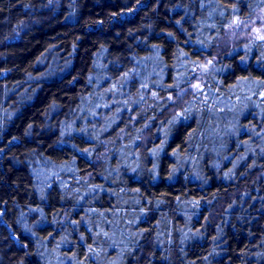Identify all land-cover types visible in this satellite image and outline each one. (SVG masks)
I'll return each instance as SVG.
<instances>
[{
	"label": "trees",
	"instance_id": "trees-1",
	"mask_svg": "<svg viewBox=\"0 0 264 264\" xmlns=\"http://www.w3.org/2000/svg\"><path fill=\"white\" fill-rule=\"evenodd\" d=\"M263 6L0 0V264H264V43L218 48ZM209 57V101L171 110ZM105 90L133 114L119 109L120 150L101 158L117 120L96 137L87 108ZM234 107L235 135L203 156L208 109ZM120 156L122 177L107 174ZM89 217L123 230L121 247L96 241Z\"/></svg>",
	"mask_w": 264,
	"mask_h": 264
},
{
	"label": "rangeland",
	"instance_id": "rangeland-1",
	"mask_svg": "<svg viewBox=\"0 0 264 264\" xmlns=\"http://www.w3.org/2000/svg\"><path fill=\"white\" fill-rule=\"evenodd\" d=\"M260 37H264V6L259 8L255 14L246 19H235L233 22L229 25L227 28V32L225 34V37L222 38L220 41V46H218L219 50L220 49H227L231 48L234 45H237L239 42H255V41H260L264 43V39H260ZM214 58H204L202 62L198 65V67L194 70V77L191 81V83L188 85L187 88H185L182 91H179L175 95H170L167 100H168V106L173 110L174 112L180 111V107L182 106L187 100L194 99V98H199L202 101H209L207 100V96L205 94V87L203 85L205 81V75L209 73L211 70H216L215 69V62ZM97 80L96 84L100 82L99 77H95ZM111 93L108 90L103 91V98L100 99L103 100L99 102V100L92 98L93 105H91L89 108H87V117H89L92 121V128H93V134L94 136L98 137L104 134L110 127L113 125V123L116 122L115 128L112 129L111 133H107L108 138L104 140L103 142V152L101 154V158L107 157V155H112L115 152H119L120 150V143L121 142V137L123 135L122 130L119 129L120 124L122 121L119 120V109H126V112L124 113L132 115L133 110H131L130 106L128 104L126 105V102L123 103L125 100H122L120 103H115L114 101H107L106 96L110 95ZM141 96H144L142 93ZM131 97V95H130ZM119 104V105H117ZM211 104V103H210ZM112 106V107H111ZM114 106V107H113ZM121 106V107H120ZM98 110V111H97ZM238 107H234L231 110L224 111V110H218V109H208L209 112V119L208 122L202 121V123L207 124L208 130H207V135L204 136L208 141L214 140V144H210L208 148V152L204 153L203 156H206L207 154H221L222 151V146L221 144L223 143H228L229 140L232 139V137L236 133V118L235 116L238 113ZM111 114V115H110ZM115 114L116 118L113 117L112 115ZM131 125V123L129 124ZM66 132L69 133L72 131L71 127H67ZM114 133V137L111 138V134ZM148 134H144L141 139L138 140V142H141L142 145L146 144L148 141ZM117 142H116V138ZM118 144V145H117ZM117 147V148H116ZM198 159L197 158H190L188 157L184 161V165H188L190 167L194 166H199L200 162L202 161V151L197 152ZM140 157L142 156H137V162L140 164L141 160ZM126 157L120 156L118 158V161L121 163V167L116 168L115 165H111V167H107L106 171L107 174H109L111 170V174H118L117 176L122 177L121 173V168L124 167L125 162H126ZM198 175V173H197ZM125 177L123 179L115 177L116 182H122L124 181ZM80 179H76V182L79 181ZM86 180V178H84ZM117 220H120L119 217ZM85 223L89 225L92 229L94 228V232H92L93 237L96 239V241H99L103 243L104 238L112 242V244H116L118 248L121 247L119 243L121 242V237L124 234V231L121 229L116 230L115 228H111V223L106 224V227L103 226L100 223L94 222L90 220V217L85 219ZM109 223V222H108ZM118 223V221L116 222ZM90 228V229H91ZM175 230L171 229V232H174ZM102 252V251H99ZM103 254L99 255V264H114L112 263L113 261H108L105 260L103 263ZM117 264V263H116Z\"/></svg>",
	"mask_w": 264,
	"mask_h": 264
},
{
	"label": "snow or ice",
	"instance_id": "snow-or-ice-1",
	"mask_svg": "<svg viewBox=\"0 0 264 264\" xmlns=\"http://www.w3.org/2000/svg\"><path fill=\"white\" fill-rule=\"evenodd\" d=\"M260 39H264V37H260Z\"/></svg>",
	"mask_w": 264,
	"mask_h": 264
}]
</instances>
